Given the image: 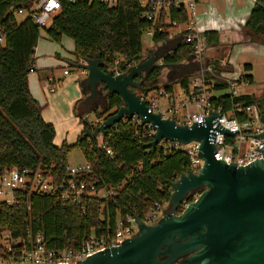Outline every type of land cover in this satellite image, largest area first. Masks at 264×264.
<instances>
[{
	"label": "trees",
	"instance_id": "16d2710c",
	"mask_svg": "<svg viewBox=\"0 0 264 264\" xmlns=\"http://www.w3.org/2000/svg\"><path fill=\"white\" fill-rule=\"evenodd\" d=\"M31 3L32 0H0V35L3 37L0 41V167L40 169L59 180L66 175L68 153L77 146L82 150L85 162L92 166V172L86 178L98 181L99 187L114 188L116 194L108 199L93 197L81 204L39 193L25 196L13 206L0 201V227H8L16 235L24 234L28 227L33 231L42 230L50 245L68 241V245L76 246L93 229L101 232L111 226L118 211L143 217L156 203L169 202L173 191L171 182L189 170L190 158L181 150H166L162 145L148 146L150 140L137 136L128 120L108 128L100 143L96 138L83 137L88 122L81 114L83 130L76 142L69 144L64 140L57 145L54 142L55 125L44 119L43 105L29 87V74L36 69L35 49L42 29L31 17L19 20L17 11L28 9ZM147 8L140 0H119L112 7L97 0L75 3L62 0L61 9L43 30L56 42L63 36L72 38L74 61L100 56L103 70L116 66L125 71L128 63L142 58L143 34L147 29L154 27V42L164 41L175 27L173 21L182 24L190 19L185 4L163 7L159 21L165 23L160 30L159 21L143 17ZM246 29L264 39V0L254 5ZM205 33L210 45L219 43L217 31ZM194 53L192 43L182 41L166 52L163 62L167 65L181 63ZM242 67L247 72L245 78L252 84V64L245 63ZM159 74L160 68H156L149 73L148 79ZM189 79L190 75L185 74L177 83L186 88ZM225 86V83H216L215 88L224 90ZM160 88L172 91L173 84ZM211 101L227 112L233 103L262 104L264 95L232 96L224 91L213 96ZM122 103L117 93H108L104 110L93 109V112L97 113V118H105ZM78 106L82 109L84 105ZM107 149H111L112 154ZM182 209L181 206L179 212Z\"/></svg>",
	"mask_w": 264,
	"mask_h": 264
},
{
	"label": "built area",
	"instance_id": "2783aa9c",
	"mask_svg": "<svg viewBox=\"0 0 264 264\" xmlns=\"http://www.w3.org/2000/svg\"><path fill=\"white\" fill-rule=\"evenodd\" d=\"M71 3L78 1L92 2L94 0H68ZM106 6H114L119 0H97ZM256 4L259 0H248ZM142 5L148 8L143 12V17L153 21H159L161 8L169 7L172 4H185L190 13V19L186 23L179 24L173 21L175 27H183L184 41L192 43L195 48L194 55L201 61L207 50L209 42L206 38V30L200 24L197 14L198 0H140ZM62 6V0H32L28 9L20 8L17 13L26 12V17H31L40 29L46 28L50 19ZM159 29H163L164 21H159ZM152 36L154 27L145 31ZM0 41L3 37L0 35ZM81 61H85L82 59ZM118 61L116 62V64ZM232 63L225 58L218 59L217 63L203 65L198 74L190 77L186 88L180 87L181 91L155 88L145 86L138 91L141 98H144L151 108L160 112L163 117L176 120L179 124L191 125L203 123L205 117L211 111L219 114L216 118L219 124L232 131V135L216 131L213 142L216 147L215 158L224 160L227 163L235 162L238 165H247L253 161L264 158V138L256 135L264 132V106L260 103H233L227 112L222 110L221 105H214L211 101L224 91L232 96L248 93L245 86L251 85L245 78L247 73L243 67L235 70L218 71L217 66H227ZM132 65L128 63L127 67ZM115 72H122L118 67H112ZM87 75V71L82 69ZM69 73L68 69L64 70ZM216 83H225L224 90H216ZM43 87L49 92H55L58 83L52 77L43 80ZM162 99H166V105H162ZM130 121L135 134L139 137L153 139L155 128L151 123L143 121L137 114L131 119L123 118L121 121ZM101 121L96 118L95 126ZM117 124V123H116ZM114 124V125H116ZM113 125V126H114ZM149 144V143H148ZM200 141L193 140L189 143L163 139L159 145L166 150H181L186 152L190 158V168L198 172L204 160L200 157ZM105 146V145H103ZM112 154L111 149H107ZM188 170V171H189ZM92 172L89 162L80 164H68L66 175L57 180L43 170L19 169L16 166L0 167V201L7 205H16L25 196L32 193L57 195L64 202L81 204L87 199L99 197L108 199L116 194L114 188L106 186L99 187L98 181H90L86 178ZM177 176L175 180L178 178ZM190 200H184L180 207L184 209ZM165 203H156L141 219L148 224L155 223L166 210ZM30 208V204H28ZM182 209V210H183ZM135 214L130 212L121 213L118 211L114 223L107 226L103 231L96 232L94 229L85 234L82 240L76 245H68V241L60 244L50 245L47 243L45 233L42 230L33 231L27 228L24 234L16 235L8 227H0V264H71L85 259L97 252L107 248L119 246L127 238L134 236L139 231V225Z\"/></svg>",
	"mask_w": 264,
	"mask_h": 264
},
{
	"label": "water",
	"instance_id": "95a60500",
	"mask_svg": "<svg viewBox=\"0 0 264 264\" xmlns=\"http://www.w3.org/2000/svg\"><path fill=\"white\" fill-rule=\"evenodd\" d=\"M164 53L141 58L122 72L101 68L100 56L75 62L85 69L84 84L91 97L103 83L108 93H117L123 103L92 126L83 137L95 139L123 118L137 114L155 128L148 146L156 148L163 139L189 143L200 141L204 163L198 172L189 170L171 182L169 209L152 224L136 216L139 231L119 246L110 247L71 264H264V158L247 165L215 158L216 131L232 135L211 111L203 123L179 124L154 111L138 94L143 88L142 72L168 66ZM264 138V132L256 135ZM264 154V148L262 149ZM184 200L188 205L179 212Z\"/></svg>",
	"mask_w": 264,
	"mask_h": 264
},
{
	"label": "crops",
	"instance_id": "0c3cea01",
	"mask_svg": "<svg viewBox=\"0 0 264 264\" xmlns=\"http://www.w3.org/2000/svg\"><path fill=\"white\" fill-rule=\"evenodd\" d=\"M254 5L255 4H252L248 0H198L197 14L200 19V24L206 30L217 31L220 34L219 43L215 45L209 44V49L207 50L205 57L201 61H199L197 57L193 54L181 63H176L168 66L184 68V70L193 73L195 71L197 72L198 70H200V68L205 64L216 63L218 59L225 58L227 60H230L232 63L227 66H217L216 69L218 71H227L232 68L233 70H235L239 67H242L245 63H251L252 70L250 72L253 74V79L255 81L256 72L258 71V69L264 66V39L251 32L250 30L246 29V24ZM170 36L167 40L159 41L156 43L161 44L162 42L178 40L177 44L170 48H167V51H170L173 47L177 46L180 42L184 41V34L181 31L176 32L172 38H170ZM47 40L53 41L49 37L47 38ZM67 42H69L68 49H71V56H68L67 60L74 61L73 51L75 48V44L72 41ZM44 47L50 49L53 48L55 49L54 52H56L57 48L53 45H49L48 43L44 44ZM38 48H40L39 41L35 49L36 69L29 74V87L33 96L41 104H43L46 103V101H48L49 99L46 92L55 93L58 90L57 88L55 92L47 91L43 87V80L48 77H52L58 83V79H56L53 71L54 60L50 57L51 54L40 51L37 54ZM50 52H52V50ZM80 71L81 74L85 75L82 72V68H80ZM68 74H70V70ZM84 80L82 82V94L80 96H77L78 98L76 100V103L74 104L75 110H77L79 104L88 105L89 100L86 96ZM152 82H157L156 78H153ZM173 89L175 90L174 87ZM247 92L256 93L254 90H247ZM84 111H86V109H81L79 110V113L82 115ZM84 116L85 114L83 115V118ZM43 117L47 122L48 120H50V118L46 117L45 112H43ZM78 118L82 132L83 125L80 121V116H78ZM96 118L97 117L95 116L94 121L96 120ZM54 142L59 145V143L56 142V139L54 140Z\"/></svg>",
	"mask_w": 264,
	"mask_h": 264
},
{
	"label": "rangeland",
	"instance_id": "374dc122",
	"mask_svg": "<svg viewBox=\"0 0 264 264\" xmlns=\"http://www.w3.org/2000/svg\"><path fill=\"white\" fill-rule=\"evenodd\" d=\"M18 19L22 20L24 17H26V12L18 13ZM183 29V27H173L171 28V36L176 32H179ZM48 36L46 35L45 31L41 30V38L39 39V47L37 50L38 52H44V53H50L51 58L54 60V74L56 79H58V90L55 93H48V101L46 103H43V112H45V115L47 118H50L48 122H53V124L56 127V142L61 145L64 140H66L69 144H73L76 142L77 137L79 136L81 132V126L79 125V108L78 106L77 110H75L74 104L76 103L77 96H80L82 94L83 89V80L85 79V75L81 74L80 68L76 67L74 63L76 61L67 60L68 56H71L69 45L67 41H72L74 43V40L70 37L63 36L61 41H50L47 40ZM67 39V40H65ZM69 39V40H68ZM178 40L174 41H168V42H162L161 44H157L154 42L150 35H148L146 32L143 34V53L142 57H146L151 52L158 51L159 53L166 54L167 48H170L177 44ZM48 43L49 45H53L56 48L50 49L45 48L44 44ZM71 48V47H70ZM52 50V52H50ZM59 52V53H57ZM37 56V55H36ZM82 60V59H81ZM80 60V61H81ZM159 62H163V59L159 60ZM70 70V74H65V69ZM146 72H142V74ZM188 74L190 77H193L198 74V72H188L187 70H184V68H176L174 66H162L160 67V74L158 77H156L157 82H152L153 79H146L145 83L146 86H156V87H163L165 84L171 83L173 84V87L177 92L181 91L179 84L177 83L178 79ZM84 88L86 90V96L87 99H90L91 97V91L89 86L84 84ZM244 90H254L257 95H264V66H262L258 71L256 72V78L252 85L245 86ZM97 93H100V96L98 95V98L92 99L88 103V105L82 106V109H86L82 115L85 114L84 119L91 123L95 124L94 118L97 115L96 112H93V109H96L97 111H103L107 100L105 101L106 93L108 95L107 89L103 83L98 85ZM167 101L166 99H162V105H166ZM264 106V102L262 103ZM81 109V108H80ZM79 114V115H78ZM52 119V120H51ZM54 139V140H55ZM96 140L100 143L102 140V135H98L96 137ZM67 161L68 164H80L85 162V158L83 155L82 150L74 146L71 151L67 155ZM169 209V204L166 205V210ZM165 210V211H166Z\"/></svg>",
	"mask_w": 264,
	"mask_h": 264
},
{
	"label": "flooded vegetation",
	"instance_id": "af4514ba",
	"mask_svg": "<svg viewBox=\"0 0 264 264\" xmlns=\"http://www.w3.org/2000/svg\"><path fill=\"white\" fill-rule=\"evenodd\" d=\"M157 53H159L158 51H156V52H151L150 54H148L146 57H142V58H144V59H147V58H149V57H151L152 55H155V54H157ZM149 73L150 72H146V74L145 73H141L139 76H138V79L140 80H143V87H145L144 85L146 84L145 83V80L146 79H148V75H149ZM98 95L100 96V93H97V91L95 92V95L94 96H92V97H90V99H88L89 101H88V103L90 102V101H92V99L94 98V99H96V98H98ZM107 93H106V97H105V101L107 100ZM107 102V101H106ZM170 264H181V262H180V260H177V261H174V262H172V263H170Z\"/></svg>",
	"mask_w": 264,
	"mask_h": 264
}]
</instances>
